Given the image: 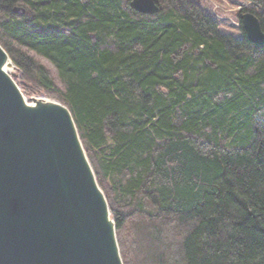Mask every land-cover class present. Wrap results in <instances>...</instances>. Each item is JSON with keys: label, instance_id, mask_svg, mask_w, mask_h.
I'll list each match as a JSON object with an SVG mask.
<instances>
[{"label": "trees", "instance_id": "1", "mask_svg": "<svg viewBox=\"0 0 264 264\" xmlns=\"http://www.w3.org/2000/svg\"><path fill=\"white\" fill-rule=\"evenodd\" d=\"M130 1L0 0V43L71 110L124 264H264V44L197 0Z\"/></svg>", "mask_w": 264, "mask_h": 264}, {"label": "water", "instance_id": "2", "mask_svg": "<svg viewBox=\"0 0 264 264\" xmlns=\"http://www.w3.org/2000/svg\"><path fill=\"white\" fill-rule=\"evenodd\" d=\"M130 6L160 11L157 0ZM241 22L249 41L263 45L260 19L244 12ZM8 61L15 66L0 43V264H124L71 110L56 99L44 103L45 95L28 97L37 105L26 101L5 70Z\"/></svg>", "mask_w": 264, "mask_h": 264}, {"label": "rangeland", "instance_id": "3", "mask_svg": "<svg viewBox=\"0 0 264 264\" xmlns=\"http://www.w3.org/2000/svg\"><path fill=\"white\" fill-rule=\"evenodd\" d=\"M197 1L204 7V9L207 11L208 14H210L213 18H216L218 20V22L220 23V30L223 33H229L236 37L244 36L245 33L241 27L242 24L241 14H239V12L248 4L242 5L241 3L242 0H197ZM10 73L11 76L16 81V83H18V85L20 86L19 82L21 81V71L16 67V65L14 70ZM39 95H45L51 99H56L44 93L26 95V96L30 98L31 96H39Z\"/></svg>", "mask_w": 264, "mask_h": 264}, {"label": "bare ground", "instance_id": "4", "mask_svg": "<svg viewBox=\"0 0 264 264\" xmlns=\"http://www.w3.org/2000/svg\"><path fill=\"white\" fill-rule=\"evenodd\" d=\"M14 68H15V66H14V64L11 62V61H8L7 63H6V65H5V70L8 72V73H10V72H12L13 70H14ZM24 94V93H23ZM24 96H25V99H26V101H28V102H33V103H31L32 105H37L38 103H36V101L34 100H30L25 94H24ZM37 99H40L39 97H37ZM43 100H44V103H48V101H53V99H50V98H45V97H43L42 98ZM88 157V156H87ZM88 159H89V157H88ZM90 161V160H89Z\"/></svg>", "mask_w": 264, "mask_h": 264}]
</instances>
